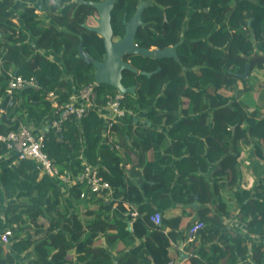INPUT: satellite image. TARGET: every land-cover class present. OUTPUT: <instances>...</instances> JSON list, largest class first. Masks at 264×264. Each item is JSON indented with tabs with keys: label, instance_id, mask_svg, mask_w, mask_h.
<instances>
[{
	"label": "trees",
	"instance_id": "1",
	"mask_svg": "<svg viewBox=\"0 0 264 264\" xmlns=\"http://www.w3.org/2000/svg\"><path fill=\"white\" fill-rule=\"evenodd\" d=\"M80 1L103 0H0V136L21 125L42 132L43 150L61 174L77 177L85 163L94 166L111 194H89L83 184L63 187L34 161L13 164L16 157H10L0 171V201L12 236L0 243V264H169L171 244L184 241L196 220L204 227L185 245L190 264H264V243H249V237H264V0H115L110 16L116 39L125 34L124 20L145 2L135 44L156 50L179 44V61L126 58L137 73H122V85L135 92L123 96L121 107L131 116L142 114L143 122L114 125L119 143L104 138L105 120L93 109L65 121L58 134L48 129L53 102L64 105L94 83L93 65L77 58L79 45L94 61L105 57L103 39L84 27L96 10ZM256 70L262 88L255 100L247 84ZM8 72L34 77L39 89H21L9 103ZM95 90L98 107L118 94L104 85ZM118 144L136 155L141 172H129L142 190L130 181ZM241 145L251 146L250 188L240 187ZM0 156L9 157L1 143ZM218 182L232 194L242 231L221 223L220 215L231 218L222 208L213 218L189 219L215 202ZM65 193L74 206L88 204L86 218L69 208ZM175 205L180 215L162 218L160 225L150 221ZM127 206H136L135 219ZM40 219L47 226L33 238L29 228H40ZM126 240L139 243L127 248ZM118 244L124 249L114 254Z\"/></svg>",
	"mask_w": 264,
	"mask_h": 264
},
{
	"label": "built area",
	"instance_id": "2",
	"mask_svg": "<svg viewBox=\"0 0 264 264\" xmlns=\"http://www.w3.org/2000/svg\"><path fill=\"white\" fill-rule=\"evenodd\" d=\"M7 75L8 81L5 92L9 103L12 102L14 93L25 87L39 89V85L34 77L24 78L12 72H8ZM96 86L94 82L82 88L80 91L75 92L64 105L58 106L53 102L54 112L49 122L48 129H52L58 134L63 130L65 121L71 117L80 120L93 109L105 120L104 138L108 141H113L112 129L114 125L123 124V121L131 115V112L121 107L123 96L119 93L116 95H108L104 106H96ZM50 97L52 98V94H50ZM60 139L61 138H58L57 140ZM0 143L5 145L9 158L16 157L13 164L19 160H32L38 165L42 174L57 179L63 184V187L69 188L75 184H83L89 194H100L104 191L111 194L110 186L98 176L97 168L94 166L85 163L82 172L77 177H71L69 174H61L53 161L47 157L43 150V133L33 131L30 126L21 125L17 130L10 131L8 134L0 136ZM115 148L119 150L118 145H116ZM84 196L85 193L82 192L80 198ZM136 215V213L132 214V216ZM161 220V214L157 211L150 216V221L155 225H160ZM0 223H3L0 228V243L6 245L9 243V237L12 236V230L8 226H4V217L2 215L0 217ZM203 227V221L197 220L193 222L186 231V239L189 242L193 241Z\"/></svg>",
	"mask_w": 264,
	"mask_h": 264
},
{
	"label": "water",
	"instance_id": "3",
	"mask_svg": "<svg viewBox=\"0 0 264 264\" xmlns=\"http://www.w3.org/2000/svg\"><path fill=\"white\" fill-rule=\"evenodd\" d=\"M80 4H87L96 10L97 16L95 17L96 26H89L84 24V27L99 35L103 39L105 57L103 61H94L89 57L83 49V45H79L77 58H80L87 64H92L94 72V82L96 85H104L115 89L120 95L125 96L135 92V87L126 88L122 85V73L124 71H130L137 73V70L133 68L129 61H126L128 56L141 55L147 58L155 59H174L179 61L177 55V47L174 46L156 50L139 48L135 44V36L140 27L143 26L142 14L146 7L145 2L139 3L132 18L125 23V34L122 38L116 39L113 36L111 27V10L114 7L115 0H103L102 2H82ZM248 67L243 75V78L247 77ZM27 88V87H25ZM130 230V226L128 227Z\"/></svg>",
	"mask_w": 264,
	"mask_h": 264
},
{
	"label": "crops",
	"instance_id": "4",
	"mask_svg": "<svg viewBox=\"0 0 264 264\" xmlns=\"http://www.w3.org/2000/svg\"><path fill=\"white\" fill-rule=\"evenodd\" d=\"M253 78H255V80L258 83L257 87L259 88L258 89V96H259V94L261 92V88H262V84H260L261 81H262V78H261V80L257 79L256 77H253ZM262 110H264V105H263ZM142 122H143L142 114L132 115V116L130 115L123 121V124H121V125L126 127L127 125H131V124L139 125ZM114 141L119 143V141L117 139H114ZM118 145H119L120 155L122 156L124 161L126 163H128L127 166H126V169L128 170L127 174H128V176L130 178V181L132 183H134L140 190H142L143 183L139 182V177L135 173L129 172L130 168H132V167H134V171L135 172L136 171H140L141 172V168L138 169V168L135 167V165L137 163L136 155L133 152H130L129 150H127L126 148H120V144H118ZM250 147L251 146L247 147L245 145H241V149H242V158H241V161H242L241 162L242 177H241V185H240V187H242V188H249L248 187V181L250 182L252 180V185L254 183V178L252 176L251 170H248L246 168V166H247V162L246 161H247V158H248L249 153L251 151ZM149 156L150 155L148 154L147 158H149ZM8 159H9L8 156H0V171L2 170V168L4 167V165L8 161ZM207 177H209V174L207 175ZM217 188H218V190H217L218 192H216V196H215V199L217 200V202L215 200V202L212 205H207L205 207H201V210L198 212V214L190 215L189 219L190 220H192V219L195 220L197 217H198V219L213 218L215 214H219V211L222 208V209L227 210V212L230 213L231 218H226V217L220 215L219 219L221 220V223H223V224L227 223L229 226L233 227L234 229L242 231L244 229V226L242 224H240L236 220V215H235V210H234L235 203L232 200V194L229 191H227L226 187L222 186V182L221 183L218 182ZM235 189L236 188H234V190ZM4 203H5V201L3 200V204ZM145 203L148 204V205L151 204V202L149 200H146ZM230 204L233 206L231 210L228 208ZM70 207H72L74 209V212H77L82 219H84V217L86 218V215L84 213H85V211L88 208V204L87 203H84V204L79 205V206H74L73 204L70 203ZM127 207H130L133 210L132 213H131V217L133 219H135L137 217V215L136 216H132V214L133 213L137 214L136 206H133V207L132 206H127ZM90 209L94 210L93 207H91ZM2 210H3V206L0 205V217L2 215L1 213L3 212ZM181 211H182L181 207L178 206V205H175V206H173L172 208H170V209H168L166 211H157V212H159L161 214L162 218H167L168 219V218H172V217L180 215ZM91 218H92V216H91ZM129 226H130V230H131V223H129L128 227ZM223 228L225 229V227H223ZM184 236H185L184 241H180V242H177L175 244L174 243L171 244V247L169 248V258H170V263L169 264H178V263L190 264L189 255L184 252L185 248H186L185 245L187 243H189V241L186 239V232H185ZM102 240H103V245H104V239H102ZM260 240H264V237H253V238L249 237V243L250 244H251V242H255L257 244H263L264 242H262ZM126 243H127L126 244L127 248H132L133 246H136L139 242L135 241V240H126ZM123 249H124L123 245L118 244L116 246V248L113 250V253L115 254L117 250L120 251V250H123ZM182 254H184V256Z\"/></svg>",
	"mask_w": 264,
	"mask_h": 264
},
{
	"label": "rangeland",
	"instance_id": "5",
	"mask_svg": "<svg viewBox=\"0 0 264 264\" xmlns=\"http://www.w3.org/2000/svg\"><path fill=\"white\" fill-rule=\"evenodd\" d=\"M38 13L41 15V16H43L45 19H47V17L45 16V14H44V12L41 10V9H39V11H38ZM97 16V15H96ZM88 24L90 25V26H96V23H95V21H94V19H91L89 22H88ZM55 60H57L56 58H55ZM253 77H256L257 79H260L261 80V76H262V72L261 71H258V70H256V71H254L253 72ZM248 86H251V87H253V91L251 92V97L252 98H255V99H257V97H258V87H257V85H258V83H256V82H254V80L253 79H250V81H249V83L247 84ZM239 87H241V84H239ZM262 112H263V114H264V110H262ZM121 125V124H120ZM113 139H114V137H113ZM253 179V178H252ZM252 186V180L249 182L248 181V187L250 188ZM64 196V202L69 206V208L72 210V211H74V209L72 208V207H70V201H69V198H68V194H64L63 195ZM0 205H2L3 206V210L5 209V203L3 204V199L0 201ZM232 205L230 204L229 205V209L231 210L232 209ZM83 209V208H82ZM2 210V211H3ZM1 211V212H2ZM220 220V219H219ZM221 221V220H220ZM39 223L41 224V223H43V225H41V227L40 228H34L33 226L31 227V228H29L30 230H29V233H30V235L33 237V238H40L41 236H42V232H43V229H45V227L47 226V223L43 220V219H40L39 220ZM225 225V227H229V225L227 224V223H225L224 224ZM29 227H30V225H29ZM260 241H262V242H264V240H260ZM17 264H19V263H17ZM21 264H22V261H21Z\"/></svg>",
	"mask_w": 264,
	"mask_h": 264
}]
</instances>
